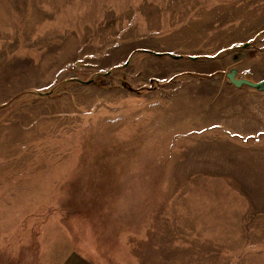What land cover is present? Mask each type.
<instances>
[{"label":"rangeland","instance_id":"1","mask_svg":"<svg viewBox=\"0 0 264 264\" xmlns=\"http://www.w3.org/2000/svg\"><path fill=\"white\" fill-rule=\"evenodd\" d=\"M235 66L264 77V0H0V264H264Z\"/></svg>","mask_w":264,"mask_h":264},{"label":"water","instance_id":"2","mask_svg":"<svg viewBox=\"0 0 264 264\" xmlns=\"http://www.w3.org/2000/svg\"><path fill=\"white\" fill-rule=\"evenodd\" d=\"M247 44H248L247 42H244L241 46L246 47ZM146 51H149V52L156 54V55L166 54V55H170L171 57H174V58L179 57L177 55H172L170 53L154 52V51H150V50H146ZM124 64H127V61ZM107 73L108 72H106L105 74H107ZM239 75H240V77H239ZM224 76L226 78V82L228 84L234 85L235 87L249 86V87H252V88L257 89V90H263L264 89V77L261 78L260 80H254L252 78L244 77V76H242V74H240V72H238L236 67L229 68V70L224 73ZM71 79L74 81H77L79 83H90L92 81V79H89V80H81V79H77V78H71ZM130 89H132V88L130 87ZM46 94H47V92H46Z\"/></svg>","mask_w":264,"mask_h":264},{"label":"crops","instance_id":"3","mask_svg":"<svg viewBox=\"0 0 264 264\" xmlns=\"http://www.w3.org/2000/svg\"><path fill=\"white\" fill-rule=\"evenodd\" d=\"M236 67V66H235ZM237 68V67H236ZM237 70H238V68H237ZM238 72H240L239 70H238ZM241 74V73H240ZM252 78V77H251ZM253 79V78H252ZM254 80H256V79H254ZM81 264H88L87 262L86 263H81Z\"/></svg>","mask_w":264,"mask_h":264},{"label":"trees","instance_id":"4","mask_svg":"<svg viewBox=\"0 0 264 264\" xmlns=\"http://www.w3.org/2000/svg\"><path fill=\"white\" fill-rule=\"evenodd\" d=\"M105 259V258H104Z\"/></svg>","mask_w":264,"mask_h":264}]
</instances>
